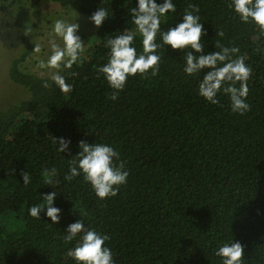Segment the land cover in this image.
I'll return each mask as SVG.
<instances>
[{
	"label": "trees",
	"instance_id": "1",
	"mask_svg": "<svg viewBox=\"0 0 264 264\" xmlns=\"http://www.w3.org/2000/svg\"><path fill=\"white\" fill-rule=\"evenodd\" d=\"M48 1L81 18L99 7L113 15L101 27L92 23L88 48L58 72L68 92L52 76L21 68L31 49L11 62L10 79L28 95L0 110V264H76L68 255L76 241L63 237L79 219L110 236L117 264H222L214 249L225 240L244 246L243 264H264V32L242 22L231 0H174L176 13L168 17L174 26L195 6L205 51L238 49L232 58L251 68L250 107L241 114L223 89L217 104L200 96L203 73L186 74L180 50L170 46L158 49L156 75L138 73L119 91L108 85L98 72L107 62L104 45L117 30H135V0ZM135 46L142 50L139 35ZM54 137L70 138V150L59 152ZM81 140L119 152L116 163L129 175L117 195L100 199L83 174L65 179ZM52 191L61 220L31 217L29 207Z\"/></svg>",
	"mask_w": 264,
	"mask_h": 264
},
{
	"label": "clouds",
	"instance_id": "2",
	"mask_svg": "<svg viewBox=\"0 0 264 264\" xmlns=\"http://www.w3.org/2000/svg\"><path fill=\"white\" fill-rule=\"evenodd\" d=\"M229 6L242 22H254L264 32V0H231ZM131 13L135 30L129 31L126 27L123 31H115L117 34L107 39L104 45L109 50L107 62L98 67V72L104 74L112 89L123 90L129 77H135L138 73L141 76L149 72L156 75L161 60L158 49L170 46L172 50H180L186 74L203 73L199 83L200 96L217 104V95L223 89L224 93L230 94L233 112L243 114L249 110L246 98L251 68L243 57L232 58L238 52L235 47L220 46L219 51H205L202 36L206 35V30L198 8L192 6L191 9H185L174 26H168L169 14L176 13L174 0H135ZM111 15L113 13L108 8L99 7L88 19L94 26L101 27ZM79 16L73 14L71 18L55 20L52 32L62 44L50 41L51 54L39 62L40 68L57 69L61 65L71 68L77 63L85 45L79 34ZM165 21L167 23L162 28ZM26 33H31L30 27L26 28ZM137 35L142 38L141 51L135 46ZM34 51H41L39 44L35 45ZM52 80L63 92L71 88L59 73L54 74ZM237 82L239 87L235 86ZM53 144L58 145L59 152L65 153L70 150L72 141L70 138L54 137ZM78 148L65 179L83 174L100 199L117 195L118 186L126 184L129 175L124 162L116 163L120 156L117 149L108 143H89L86 140H81ZM22 177L25 185L31 183L32 177L28 171L23 172ZM47 183L52 185V180L48 178ZM56 198V191L43 194L42 202L32 204L28 214L40 219L43 212L51 223L57 224L63 210L56 206ZM63 239L69 242L75 239V247L68 250V255L76 264H117L112 248L107 243L110 236L86 226L81 219L67 225ZM214 254L222 258V264H243L244 246L239 241L225 240L217 245Z\"/></svg>",
	"mask_w": 264,
	"mask_h": 264
},
{
	"label": "rangeland",
	"instance_id": "3",
	"mask_svg": "<svg viewBox=\"0 0 264 264\" xmlns=\"http://www.w3.org/2000/svg\"><path fill=\"white\" fill-rule=\"evenodd\" d=\"M73 14L69 9L48 0L0 3V110L7 109L12 103L19 102L28 95V91L15 84L9 75L11 62L25 50L32 51L21 64L24 71L53 76L63 69V65L57 69L40 68L39 62L46 60L51 54L50 41L62 44L52 32L55 20L71 18ZM81 17L84 16L78 17L79 34L85 42V50L90 45V33L94 26L87 18ZM28 27L31 28V33H26ZM36 44L40 45L39 53L34 51Z\"/></svg>",
	"mask_w": 264,
	"mask_h": 264
}]
</instances>
